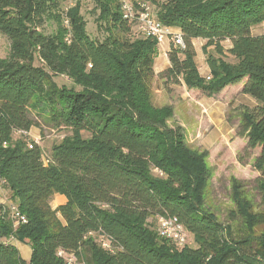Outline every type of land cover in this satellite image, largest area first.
<instances>
[{
  "label": "trees",
  "instance_id": "obj_1",
  "mask_svg": "<svg viewBox=\"0 0 264 264\" xmlns=\"http://www.w3.org/2000/svg\"><path fill=\"white\" fill-rule=\"evenodd\" d=\"M93 1L102 41L88 35L80 1L63 11L60 0H0L9 46L0 59V178L26 219L14 227L0 210V264H66L59 251L82 264H264V0L132 1L154 6L163 27L180 30L184 47L172 40L159 79L206 95L245 80L242 92L257 101L240 110L237 136L246 151L259 149L258 201L231 178L223 222L204 208L207 152L191 150L181 128L168 125L170 106L152 103L155 39L131 36L116 0ZM62 20L65 29L42 30ZM258 25L262 33L253 35ZM196 39L209 79L195 63ZM40 121L70 132L46 161L24 137ZM56 194L66 202L52 208ZM168 217L194 248L175 249L158 234V220ZM10 238L30 247L28 260Z\"/></svg>",
  "mask_w": 264,
  "mask_h": 264
},
{
  "label": "rangeland",
  "instance_id": "obj_2",
  "mask_svg": "<svg viewBox=\"0 0 264 264\" xmlns=\"http://www.w3.org/2000/svg\"><path fill=\"white\" fill-rule=\"evenodd\" d=\"M76 1L81 2V14L86 22V31L88 35L96 41L104 40L105 36H107V33L104 32L103 28L97 27L96 18L98 16L99 11L95 8L96 6L93 0H60L61 9L63 11H67V9H69ZM157 1L163 3L167 0ZM150 10L153 17L156 19L155 7L150 5ZM130 24L131 36H137V34L140 33L138 29V22H133ZM65 26L66 25L64 23V20H62V23H45L43 25L42 30L45 33L49 34L55 31H61L63 28L65 29ZM262 31L263 27L261 25H258L252 29V34L258 35L261 34ZM199 43L202 46L204 41L201 40L199 41ZM223 45L227 47L228 43L225 42L223 43ZM8 51V41L4 36L0 34V59H4L5 57H7ZM200 54L202 55L201 49ZM204 64L205 62L203 61V59L199 58L198 66L202 68ZM160 86L161 81L159 79L154 78L152 82L153 99L156 95L154 91L159 89ZM170 92L171 91H168L169 96ZM173 94L175 97L171 96V99L174 98L172 102L174 107H170L172 108V110L174 109L175 117L173 114L172 118L168 121V125L171 127L176 125L175 122L178 123L177 116L180 120L184 122L186 121L188 122V124H191V122L187 121L183 114V103L180 101V99H178V89H176ZM165 101L154 103V100H152L153 105L158 108L169 106L168 101ZM232 119H235V122L232 123L231 121V125L237 124V113L232 115ZM188 124L185 125V129H182L183 135L185 134L184 141L186 145L193 151H196L198 153L207 152L208 154L206 162L210 169V176L204 192V208L213 212L220 221H226L228 218L229 211L232 208L229 197L231 178H235L243 185H245V189L249 193V196L252 198L254 203L258 201V195L255 192L256 178L258 177V173L252 168L251 162L259 152V149H255L254 151H246V146H244L243 139L237 136V128L234 129V131H230L228 135H225L226 138L223 139V141L218 143L207 144L205 143V140L203 138V133H206L203 131H206V129H201L200 133L195 125ZM69 135L70 132L64 128L55 129L40 121V123H38V127L32 128L28 133L24 134V137H26V139L29 141H33L40 147L43 159L46 161L47 157L50 154L51 147L54 144L60 143L66 136ZM18 136L19 133H16L14 137ZM51 205L54 206V203ZM16 206V201H14L12 194L6 188L5 180L3 178H0V210L8 216V218L12 221L14 227L18 225V220L14 216L12 210V208ZM9 242H17L22 244L23 247L18 250L19 254L23 259L28 260L30 258L29 252L31 250L27 244H23L14 238H10ZM186 245L191 248L195 247L193 238L189 235L187 236ZM176 247L177 246H175L174 248L177 249L178 247ZM78 263H84V259H82L81 262L76 261V264Z\"/></svg>",
  "mask_w": 264,
  "mask_h": 264
},
{
  "label": "crops",
  "instance_id": "obj_3",
  "mask_svg": "<svg viewBox=\"0 0 264 264\" xmlns=\"http://www.w3.org/2000/svg\"><path fill=\"white\" fill-rule=\"evenodd\" d=\"M170 37L165 41V43L161 47L156 48V54L153 60V70L156 79H159V75L162 74L165 70H167L170 66L168 60V53L170 51V46L175 35H180V30L178 28H167ZM201 39L193 40V46L196 52L195 56V63L198 67V71L200 76L207 77L210 75V70L205 62L204 55L200 54V43ZM198 42V45H197ZM199 58H202L205 62L204 66L200 68L198 66ZM161 81V86L159 89L155 90L154 93L156 94L152 96V100L154 103L156 102H164L165 100L168 101V105L172 108L174 107L171 99V96H174V91L178 89L179 96L178 99L183 103L182 107L184 109V116L187 121L191 122H184L178 119V123L175 122L176 125L181 128H184L185 125H195L197 130L201 133V129H206V133H203V138L205 143H218L223 141L226 138L225 135H228L230 131H234V129H238L239 121H240V110L244 107L254 108L257 106V101L249 95H246L242 92V88L244 85L245 80L226 86L224 89L219 91L218 93L212 95H206L202 93L200 90L191 89L188 90L184 83L180 81L178 84L168 83L163 79H159ZM168 91L170 92V96L168 95ZM183 93V94H182ZM165 101V102H166ZM153 103V102H152ZM237 113V124H232L235 122V119H232V115ZM173 114L175 117V112L173 109ZM239 114V116H238ZM172 126V127H174ZM171 127V126H170ZM183 134V130H182ZM185 135V134H184ZM183 135V137H184ZM244 141V146H246V139L245 137H240ZM252 164V162H251ZM56 202V204H55ZM66 199L64 196L61 195H54L53 201L51 204L54 203L52 208H57L60 205L65 204ZM14 245L18 250L21 249L22 244L17 242H10ZM29 252V257H30ZM27 260V259H25Z\"/></svg>",
  "mask_w": 264,
  "mask_h": 264
},
{
  "label": "built area",
  "instance_id": "obj_4",
  "mask_svg": "<svg viewBox=\"0 0 264 264\" xmlns=\"http://www.w3.org/2000/svg\"><path fill=\"white\" fill-rule=\"evenodd\" d=\"M116 1L120 6L123 19L129 23L138 22L139 32L146 37L155 39L157 47H161L168 37H170L167 28L163 27L157 18L153 17L149 4L144 2L133 3L131 0ZM64 23L67 25V20ZM173 40L178 47H184L181 35H175ZM206 79H209V76ZM12 210L18 220V224L26 222L25 217L19 213L17 206L13 207ZM157 231L161 237L169 240L179 249L187 244L188 234L176 217L160 218L158 220ZM99 241L102 247L111 249L108 239L101 237ZM58 256L62 257L66 264H76V258L72 254L59 251Z\"/></svg>",
  "mask_w": 264,
  "mask_h": 264
}]
</instances>
